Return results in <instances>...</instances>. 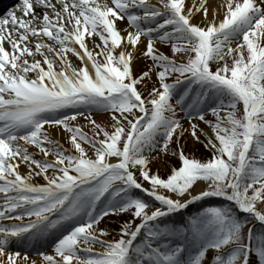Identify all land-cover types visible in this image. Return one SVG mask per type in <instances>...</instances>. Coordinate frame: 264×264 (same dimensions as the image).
I'll use <instances>...</instances> for the list:
<instances>
[{
	"label": "snow or ice",
	"instance_id": "snow-or-ice-1",
	"mask_svg": "<svg viewBox=\"0 0 264 264\" xmlns=\"http://www.w3.org/2000/svg\"><path fill=\"white\" fill-rule=\"evenodd\" d=\"M140 57L151 64L137 75ZM85 113L92 135L76 123ZM186 133L204 137L209 158L185 153ZM153 152L179 166L162 178ZM120 214L118 238L106 239L101 223ZM53 236L51 254L29 256ZM0 264H264V0H19L9 9L0 18Z\"/></svg>",
	"mask_w": 264,
	"mask_h": 264
},
{
	"label": "rangeland",
	"instance_id": "rangeland-1",
	"mask_svg": "<svg viewBox=\"0 0 264 264\" xmlns=\"http://www.w3.org/2000/svg\"><path fill=\"white\" fill-rule=\"evenodd\" d=\"M221 14L222 13H220V16H221ZM199 18H200L199 16L196 17L197 22H199ZM220 18L221 17L218 16V19H220ZM209 19H211V16L209 17ZM233 47H235L234 44H233ZM159 51L164 52L165 54H168L170 56H173V54L170 52V46L169 45L160 43ZM175 58L179 59V54L178 53L175 54ZM150 64H151L150 59H145V58L141 57V60L136 64L135 74L138 75L141 72V70L146 69ZM152 79L155 80L156 77L153 76ZM151 86L152 85H151L150 81H146V82L142 83V88L144 89L146 94H147L148 90H150ZM142 88H141V90L143 91ZM100 114H102V113H100ZM210 115L211 114H209L207 118L212 117L211 119L214 121L215 117L210 116ZM221 115L223 116L224 113H221ZM92 118L96 119L97 122H99V120H98V118L96 116V113H93ZM76 123H78L81 126L82 130L87 132L89 135L93 134V130L91 128V125L88 123L87 113H85L84 116H78L77 120H76ZM201 125H202V122L200 123V126ZM185 127H187V122H185ZM204 129L206 131H208V130L210 131L209 128H208V130L206 128H204ZM58 140L65 147H68V142L66 140L65 134H62L61 138L58 139ZM180 143L184 145L185 153L190 155V156H196V158H198V157H200L199 155H202L203 157H200V158H202L203 160L204 159L206 160L211 155V152L209 151V149L204 147L205 142L203 141L202 136L200 138V142H197V141H194L186 133L184 138L180 141ZM82 146L85 147L86 154L88 156H92L93 155L92 150L90 149V147L87 144H84ZM172 147H175V144H173ZM152 155H153L154 159H152L151 162H150V168H151L152 171L157 172L162 178H166V176L168 174H170L171 166H177V165L179 166V161H178L177 157L172 156L170 153H167V154L166 153H161L159 156H156V153L153 152ZM34 180L36 182L43 183V181L41 179L37 178V177H34ZM126 219H128V216L126 214H120L118 216L110 215L109 217L105 218V220L100 225L101 227L107 226V228H108L109 235L107 237H105V238L106 239H114L115 236H118L119 225H120V223L123 220H126ZM94 247H96V246H94ZM51 251H53V249H51L49 251V253Z\"/></svg>",
	"mask_w": 264,
	"mask_h": 264
},
{
	"label": "bare ground",
	"instance_id": "bare-ground-1",
	"mask_svg": "<svg viewBox=\"0 0 264 264\" xmlns=\"http://www.w3.org/2000/svg\"><path fill=\"white\" fill-rule=\"evenodd\" d=\"M153 2H154V0H153ZM186 2H189V0H186ZM216 2H217V0H213V3H216ZM222 15H223V14H221V16L219 15V17L222 18ZM199 20H200V18H199ZM121 26H122V25H121ZM158 47H160V44L157 42V43H156V48L158 49ZM71 60H72V62H73L74 64H76V65H79V63H80L79 60H78L75 56H71ZM140 60H141V57L135 62V67H136V64H137ZM96 116H97L99 122H100V121H106L107 118H108L107 114H100V113H97ZM45 127H48V126H45ZM49 131L53 134V137L56 138V139H60V138H61V135L63 134V133H61V134L57 135V133L55 132L54 129H49ZM30 150H31V148H30ZM20 170H21L22 173L26 171L24 165H20ZM51 253H52V252H50L49 254H51ZM30 257H32L33 259H36V260L39 261V258L36 257V256H34V255H30Z\"/></svg>",
	"mask_w": 264,
	"mask_h": 264
},
{
	"label": "trees",
	"instance_id": "trees-1",
	"mask_svg": "<svg viewBox=\"0 0 264 264\" xmlns=\"http://www.w3.org/2000/svg\"><path fill=\"white\" fill-rule=\"evenodd\" d=\"M200 157H203L202 155H199ZM196 157V156H195ZM200 157H198V159H202V158H200ZM203 160V159H202ZM205 160V159H204ZM177 167H178V165H177Z\"/></svg>",
	"mask_w": 264,
	"mask_h": 264
}]
</instances>
